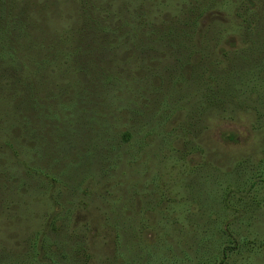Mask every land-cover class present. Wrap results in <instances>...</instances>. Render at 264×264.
Returning a JSON list of instances; mask_svg holds the SVG:
<instances>
[{
	"label": "rangeland",
	"instance_id": "obj_1",
	"mask_svg": "<svg viewBox=\"0 0 264 264\" xmlns=\"http://www.w3.org/2000/svg\"><path fill=\"white\" fill-rule=\"evenodd\" d=\"M81 1H32L47 9L30 14L40 26L32 32L42 40L38 55L49 56L42 88L54 95L67 82L57 52L82 25ZM85 1L100 41L118 44L94 56L101 76L77 78L97 107L111 97L98 84L118 72L144 91L98 109V122L116 119L131 146L108 167L93 149L102 130L94 142L84 119L78 136L72 110L56 111L54 98L43 114L15 110L16 89L0 74V264H217L224 247L226 264H264V0ZM128 24L136 32L126 33ZM169 27L194 35L177 47L131 43L138 31L155 39ZM61 100L73 104L67 93ZM55 116L77 142L55 134ZM122 213L125 230L115 222ZM162 243L170 248L160 251Z\"/></svg>",
	"mask_w": 264,
	"mask_h": 264
},
{
	"label": "trees",
	"instance_id": "obj_2",
	"mask_svg": "<svg viewBox=\"0 0 264 264\" xmlns=\"http://www.w3.org/2000/svg\"><path fill=\"white\" fill-rule=\"evenodd\" d=\"M32 1L34 0H0V74H5L10 80H12V85L16 89L14 96L12 95V97H10L11 102L9 104L14 105V109L18 111L24 110L25 108L34 109L36 106H39L38 111L43 114L44 111H49L48 109L45 110V106L42 105V103L46 104L44 100L49 101L54 98L56 103H58L55 107L56 111H60L62 114L65 111L72 110V115L78 126L75 130V132L78 133V136L85 131V125H82V120L84 121V119H87L90 123L88 126L91 128V140H94V142L98 140L94 134L95 130L99 129L103 131V137H101V141H103V143L98 144L99 147H94L93 149L99 151L101 149L104 160L111 161V163L107 165L108 167H110L114 162L119 165L121 157L123 156L122 152H124L122 147L124 145H127L128 148L131 146V136L129 132L121 133V131H118L116 119H111V117H102L101 123L98 122V114H100L98 109H111L113 102H115V104L117 102H120L121 104H131V101H133L136 97L133 95L134 91L138 94H144V91L142 92L141 88L138 90L132 89L128 83L120 80L121 74L118 72L113 76L105 78V81L101 80L98 84V88L101 90L106 87L107 90H109L106 95H110L111 97L107 100L105 106L102 105L101 107H97L96 104L93 103L89 105L90 101L88 102L87 99L91 97V94L90 96L87 94V86L84 85V81L77 78L79 72L82 71L83 73L85 70L88 73V76H101L97 69L94 68L97 67L98 64H92L93 58L95 56L96 59H98L99 55L101 57L103 53L107 54V50L116 48L118 41L115 42L116 44H113L108 40L102 42L100 41L103 29L92 26L95 22L91 13L93 6L89 1L82 0V14L79 18L82 25L75 29L77 31L74 30L75 33L73 32L72 36L67 38V41L63 40L60 42L65 44V46H67V50H69L66 52L59 50L57 52L59 66L60 62L63 60L67 63L66 71H62L64 74L63 77L64 79H67V82L62 84V86L58 84L57 94L54 95L50 89L42 88L47 83L43 71L45 69V65L49 61V56L44 55L41 57L38 55V53L40 54V50L42 48V40L35 37L36 35H33L32 32L39 30L40 26L36 23V19L32 18L30 14L33 10L37 9L35 15L38 16L39 10H41L42 13H45L47 9L46 5H38ZM119 14L122 18H124V16L128 17V19L130 18L132 20L130 23L133 22V20L135 21L137 17L134 15H126L128 13L125 9H121ZM195 25L196 22H193L191 27L195 29ZM190 30L185 32L175 27H169L166 34L157 36L155 39L149 37L147 33H141L138 31L137 38L133 35L134 42L132 41L131 43L134 47L139 46L146 49L154 47L157 43H162L163 46H165L166 41H168L170 45L173 44V47H177L181 46L182 39L180 36H186L189 40L193 37L194 32ZM131 32H136L133 25L129 31H126V33L129 34ZM82 36H86L89 41H82ZM27 62H30L34 69H29L26 65ZM58 70L61 71L60 67ZM79 86H81L80 90H78ZM116 92L123 94L116 95L114 94ZM64 93H67L70 96L73 104H61V99ZM122 95L125 96L124 99ZM130 97H133V99H130ZM16 102L17 105L15 106ZM78 102L84 104L85 107L88 105L87 110L84 111L85 107L80 109ZM134 113L132 114V121L136 117ZM55 118L58 122V131L55 134L58 137L66 140L78 137L73 131L68 132L65 129L62 130L61 126L62 122L65 121V118L62 122H59L56 116ZM119 121H121V119H118V122ZM28 131L32 138H38L37 135H39V133L36 132L35 128L29 127ZM73 141L77 142L76 139H73ZM71 144L72 143H70L68 148L66 146H62V151H59L58 153L66 155L70 150ZM133 156L134 155L131 154V157ZM127 161L130 162L129 160ZM125 174H127V171H125ZM125 218V214L122 213L118 215L115 220L117 225L121 223L119 225L122 226L119 227L120 230L126 229V227H123L126 225ZM160 247L161 248H158L160 251L165 250L164 248L166 247L170 248L169 245L165 246L163 243L160 244ZM199 247L202 246L199 245ZM227 249L228 247H224L222 249L221 255H219L220 258L217 260V264H226L228 259ZM194 263L198 264V261L196 259L189 261V264Z\"/></svg>",
	"mask_w": 264,
	"mask_h": 264
}]
</instances>
